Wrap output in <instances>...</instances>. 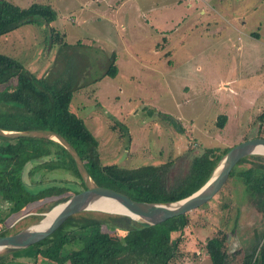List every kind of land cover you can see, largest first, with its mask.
Segmentation results:
<instances>
[{
	"label": "rangeland",
	"instance_id": "rangeland-1",
	"mask_svg": "<svg viewBox=\"0 0 264 264\" xmlns=\"http://www.w3.org/2000/svg\"><path fill=\"white\" fill-rule=\"evenodd\" d=\"M0 1L8 13L33 2L57 11L49 25L69 48L49 45L46 25L25 23L0 35V55L21 62L37 77L49 71L63 49L86 66V83L82 76L78 84L84 85L73 93L70 110L95 136L101 164L132 168L172 161L174 180L187 175L192 157L206 149L230 148L255 137L259 128L264 137V120L257 119L264 111V0ZM112 54L117 74L102 76ZM5 78L0 71V89L15 82L4 84ZM159 112L179 119L184 133ZM220 114H227L223 128L216 125ZM45 178L74 176L56 171ZM54 203L44 199L21 220L6 219L0 232L39 221ZM7 206L0 197V216ZM188 216L183 233H172L183 242L172 264H211L203 246L219 230L237 258L234 264L262 243L264 213L237 176ZM80 244L77 240L67 248ZM18 257L22 264H36L26 249Z\"/></svg>",
	"mask_w": 264,
	"mask_h": 264
},
{
	"label": "trees",
	"instance_id": "trees-1",
	"mask_svg": "<svg viewBox=\"0 0 264 264\" xmlns=\"http://www.w3.org/2000/svg\"><path fill=\"white\" fill-rule=\"evenodd\" d=\"M6 9L0 1V35L25 23L51 24L58 17L57 11L49 4L37 2L17 8L13 13H8ZM50 30L52 44L57 43L64 49L71 46L53 26H50ZM64 49L41 77L26 70L21 62L0 55V71L6 76L3 83L15 79L14 83L0 89L1 129L39 128L58 132L77 150L98 185L126 192L137 200L174 201L190 195L209 179L218 160L229 147L209 148L194 155L187 175L174 180L170 176L172 161L132 168L101 164L95 136L83 119L70 110L73 93L86 83L88 72L84 73L86 66L72 61ZM116 74L112 54L102 76L114 77ZM82 76H85V81L80 85L78 82ZM159 114L178 133H184L179 119L165 113ZM257 119L264 120V111ZM226 121L227 114H220L216 125L223 128ZM261 131L259 128L256 136L263 137ZM245 163L248 164L246 167L238 169ZM29 164L31 166L28 167ZM56 171L70 173L74 178H45ZM233 176L241 180L245 194L264 213V156L242 158L228 179ZM82 188L84 184L73 159L59 143L44 138L0 137V197L8 203L0 216V230L5 228L4 221L9 215L14 214L12 220H15L44 199H54L56 206ZM188 213L151 225L126 215L101 211L79 212L70 216L50 236L27 248L0 250V264H22L18 260V253L24 249L26 253L30 252L36 264L42 261L52 264H172L178 258V249L183 242L179 237L173 239L171 234L183 233L190 223ZM119 231L123 234L120 235ZM77 240L81 243L79 248H67ZM203 249L211 264H234L237 260L227 250L226 235L222 230L206 238ZM235 264H264V236L262 243L255 244Z\"/></svg>",
	"mask_w": 264,
	"mask_h": 264
},
{
	"label": "water",
	"instance_id": "water-1",
	"mask_svg": "<svg viewBox=\"0 0 264 264\" xmlns=\"http://www.w3.org/2000/svg\"><path fill=\"white\" fill-rule=\"evenodd\" d=\"M44 25L47 26L49 37H52L50 25L48 23ZM50 42L51 38L49 45L52 43ZM0 137L7 139L44 138L59 143L73 159L84 184V188L79 192L72 194L68 199L61 202L63 205L62 209L50 222L42 225V222L45 220L44 215L39 221L19 231L13 233L0 232V250L31 246L50 236L70 216L84 211H102L105 213L126 215L151 225L159 224L169 218L190 212L212 199L221 190L228 180L232 169L242 158L256 154L264 155V152H259L261 149H264V137L255 136L240 141L230 147L220 157L209 179L190 195L169 202H147L134 199L130 194L112 187L98 185L91 177L77 150L65 137L56 131L39 128L28 130H4L0 128ZM39 160L42 161L43 159ZM29 166L31 165L29 164ZM101 199L112 200L129 212L99 210L94 205Z\"/></svg>",
	"mask_w": 264,
	"mask_h": 264
},
{
	"label": "bare ground",
	"instance_id": "bare-ground-1",
	"mask_svg": "<svg viewBox=\"0 0 264 264\" xmlns=\"http://www.w3.org/2000/svg\"><path fill=\"white\" fill-rule=\"evenodd\" d=\"M259 152H264V149H261ZM95 208L103 211H110V212H117V211H124V212H129L125 208H123L120 204L108 200V199H101L97 201V203L94 205ZM63 205L59 203L55 207H53L50 211L45 213V220L42 222V225L45 223L50 222L62 209ZM102 212V211H101Z\"/></svg>",
	"mask_w": 264,
	"mask_h": 264
},
{
	"label": "flooded vegetation",
	"instance_id": "flooded-vegetation-1",
	"mask_svg": "<svg viewBox=\"0 0 264 264\" xmlns=\"http://www.w3.org/2000/svg\"><path fill=\"white\" fill-rule=\"evenodd\" d=\"M172 178H174V177H172ZM172 178H171V179H172ZM35 208H36V207H34L33 209H35ZM6 209H7V208H6ZM6 209H5V210H6ZM5 210H4V211H5ZM35 210H36V209H35ZM36 211H37V210H36ZM36 211H34V213H35ZM2 214H3V213H2ZM2 214H1V215H2ZM28 214H30V210L27 211V214H26L25 216H27ZM13 215H14V214L9 215L8 217H6V219H8V218H13ZM21 216H22V215H21ZM25 216H24V217H25ZM19 217H20V216H19ZM19 217H18L17 219H15V220H11V222H14V221L17 222V221H19V220H21V219L23 218V217H22V218H19ZM6 219H5V220H6ZM42 262L44 263V261H42ZM45 263H47V262H45ZM67 263H69V262H67ZM69 264H70V263H69Z\"/></svg>",
	"mask_w": 264,
	"mask_h": 264
},
{
	"label": "crops",
	"instance_id": "crops-1",
	"mask_svg": "<svg viewBox=\"0 0 264 264\" xmlns=\"http://www.w3.org/2000/svg\"><path fill=\"white\" fill-rule=\"evenodd\" d=\"M174 234H176V233H174ZM174 234H171V237H172V235H174Z\"/></svg>",
	"mask_w": 264,
	"mask_h": 264
}]
</instances>
